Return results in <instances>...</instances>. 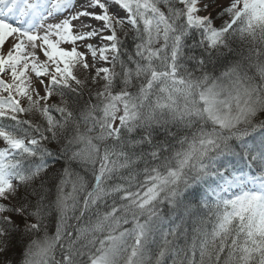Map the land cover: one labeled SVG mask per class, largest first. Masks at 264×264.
<instances>
[{"label": "snow or ice", "instance_id": "1", "mask_svg": "<svg viewBox=\"0 0 264 264\" xmlns=\"http://www.w3.org/2000/svg\"><path fill=\"white\" fill-rule=\"evenodd\" d=\"M260 114L264 0H0V264H264Z\"/></svg>", "mask_w": 264, "mask_h": 264}, {"label": "trees", "instance_id": "2", "mask_svg": "<svg viewBox=\"0 0 264 264\" xmlns=\"http://www.w3.org/2000/svg\"><path fill=\"white\" fill-rule=\"evenodd\" d=\"M163 9V6H161ZM244 50V55L247 54V46L244 45L241 41L237 40L233 42V52L229 55V60L230 61H241L243 66H244V70L248 72L249 75H252L255 77V79L257 80V82L259 81V77L256 76L255 74V69L249 67L248 62L246 60L242 59L241 56V50ZM227 51V50H225ZM220 71H223V69L221 68ZM214 75H219V72L215 73ZM61 164H63V161H61ZM73 169H75L76 171H80L83 174V170H84V166L81 165L78 162H73L72 165ZM52 232H54V226L52 228ZM168 264H171V260H168Z\"/></svg>", "mask_w": 264, "mask_h": 264}, {"label": "rangeland", "instance_id": "3", "mask_svg": "<svg viewBox=\"0 0 264 264\" xmlns=\"http://www.w3.org/2000/svg\"><path fill=\"white\" fill-rule=\"evenodd\" d=\"M226 0H220V3H225ZM219 22V21H218ZM93 43H96V41H92ZM40 59L43 60L44 57L42 56V54L40 55ZM259 118L264 119V114H260Z\"/></svg>", "mask_w": 264, "mask_h": 264}]
</instances>
